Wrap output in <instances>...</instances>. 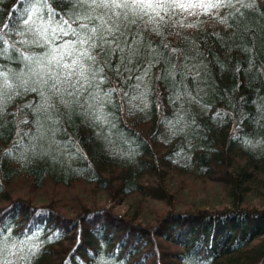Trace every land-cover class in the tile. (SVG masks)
Segmentation results:
<instances>
[{
    "label": "trees",
    "instance_id": "trees-1",
    "mask_svg": "<svg viewBox=\"0 0 264 264\" xmlns=\"http://www.w3.org/2000/svg\"><path fill=\"white\" fill-rule=\"evenodd\" d=\"M49 5L70 22L78 8ZM23 14L20 0H0L17 40ZM136 19L121 25L131 59L127 48L97 57L95 108L53 98L45 111L32 91L5 99L0 264H264V0ZM0 64L27 71L15 53ZM172 179L213 186L219 206L178 197ZM102 195L137 199V210L89 203ZM147 202L163 204L151 223L140 219Z\"/></svg>",
    "mask_w": 264,
    "mask_h": 264
},
{
    "label": "snow or ice",
    "instance_id": "snow-or-ice-1",
    "mask_svg": "<svg viewBox=\"0 0 264 264\" xmlns=\"http://www.w3.org/2000/svg\"><path fill=\"white\" fill-rule=\"evenodd\" d=\"M234 3L243 6L245 0H77L76 15L70 22L58 20L50 5L45 10L48 0H20L26 27L17 40L15 26L7 20L0 21V56L17 54L27 71L11 72L0 64V109L5 99L21 94V90L38 92L42 98L40 108L45 111L54 107L53 98H59L66 106L83 102L93 109L101 99L100 85L105 79L97 57L110 62L111 54L125 53V48L126 58L136 54L124 38L122 24L135 25L137 17L141 20L147 17L148 23L159 25L177 9L203 8L210 13ZM32 46L46 51L27 54L24 49ZM143 74L147 75V68Z\"/></svg>",
    "mask_w": 264,
    "mask_h": 264
},
{
    "label": "rangeland",
    "instance_id": "rangeland-1",
    "mask_svg": "<svg viewBox=\"0 0 264 264\" xmlns=\"http://www.w3.org/2000/svg\"><path fill=\"white\" fill-rule=\"evenodd\" d=\"M170 190L174 191L178 197L188 200V201H195L197 202L198 206L201 208H207L212 206L215 202L220 201L221 193L215 196V199L212 201V199L208 198V195L206 194L207 191L211 194V192H214L216 188L213 186H209V188H205L204 186H198L197 182L188 183V181L185 183V185L181 186V183L178 182L176 179H172V181L169 183ZM194 188H197V190L194 191ZM89 203L97 204L105 207H113V210L116 212H125L128 211L132 213L133 211L137 210V199H134L132 197L120 200L118 202H115L107 195L102 196H88ZM211 200V201H210ZM253 205H258L259 203H256L255 201L252 202ZM219 206L218 203L213 205V207ZM158 210L157 212H161L163 209L162 203H155V202H147L145 205L141 207L140 209V219L142 222L151 223L152 218L154 217L153 212L154 209Z\"/></svg>",
    "mask_w": 264,
    "mask_h": 264
}]
</instances>
